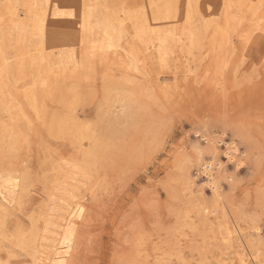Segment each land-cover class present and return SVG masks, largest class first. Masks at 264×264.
<instances>
[{
  "label": "rangeland",
  "instance_id": "374dc122",
  "mask_svg": "<svg viewBox=\"0 0 264 264\" xmlns=\"http://www.w3.org/2000/svg\"><path fill=\"white\" fill-rule=\"evenodd\" d=\"M215 1L201 0V4L213 8ZM9 3L13 9L21 11L20 0ZM114 5L121 8L115 2ZM17 31L12 29L11 63L26 56H16ZM24 32L27 36L28 31ZM232 38L234 51L230 61H235L240 44L235 36ZM211 41L214 39H206L207 45ZM214 51L223 63L226 46L217 42ZM211 60L210 55L204 59L199 69L202 72L200 80L189 89L175 88L157 65L147 66L144 73L139 74L131 68L121 71L104 61L92 63L94 72L84 85L87 98L82 116L94 118L102 114L98 106L104 81L121 84L129 78L131 84L121 85L132 90L139 102L144 100V90L152 94L145 101L148 107L145 105V110H140V121L133 127L127 123L120 128L121 150L118 148L105 156L89 182L77 190V194L83 196L80 201L85 203L86 212L84 220L76 227L75 247L69 264H143L146 254L150 256L149 264L160 257H165L162 264H231L237 257L236 252H247L245 246L239 244L241 240L258 242V252L263 259L264 57L260 65L252 68V56L247 53L244 61H239L242 66L233 72L237 75L226 71L223 78L213 69ZM19 64L2 72L5 88L0 89V99L17 100L28 118V123L24 119H15L11 123L8 116H1L16 137L13 148L2 150V159L26 175L23 184L27 185L21 192L19 204L11 206L13 209L9 207L5 216V230L9 235L17 230L26 234L33 222L40 227L42 221L37 218L45 208L44 185L50 179L49 173L42 175V168L47 160L69 158L75 153L67 139L48 135L46 120L58 108L50 91L77 80L79 75L63 67L49 74L48 93L39 92L43 95L46 119L36 118L22 96L23 91L33 86L29 62ZM134 80H137L136 84ZM111 120L110 114H104L102 129L108 127L111 131L107 125ZM4 137L0 133V144ZM231 144L236 146V151L230 149ZM202 162L212 165L219 162L215 170H219L220 194L229 224L233 229L237 223L241 234L235 235L230 245L224 244L217 233H205L210 238L204 241L199 234L203 226L197 220L193 218V222H198V231L192 232L188 222L177 217V211L189 204L186 176L203 185L204 200L211 199L207 177L200 169ZM221 219L212 212L206 222L208 227L215 229ZM255 228H258L257 237L246 234ZM5 242L8 243L6 239L0 242L1 254L7 250ZM202 251L206 260H200ZM179 255L183 261L178 259ZM15 258L20 264H29L30 257L24 250Z\"/></svg>",
  "mask_w": 264,
  "mask_h": 264
},
{
  "label": "bare ground",
  "instance_id": "6f19581e",
  "mask_svg": "<svg viewBox=\"0 0 264 264\" xmlns=\"http://www.w3.org/2000/svg\"><path fill=\"white\" fill-rule=\"evenodd\" d=\"M9 2L0 0V89L5 88V82L1 80L3 71L19 63L22 66L24 61L29 62L33 86L23 91L22 96L36 118L46 119L43 95L39 92L48 93L49 74L63 67L79 76L77 80L57 88V91H50L58 108L46 120L48 135L55 139H67L75 153L69 158L45 162L42 175L49 173L50 179L44 185L47 195L45 208L37 218L42 222L40 227L35 222L31 223L26 234L21 230L6 234L5 216L9 207L19 204L26 175L12 167L5 158L3 160L1 152L13 148L16 141L12 128L2 117L8 116L10 122L24 119L25 123H28V118L17 100L0 99V133L6 136L0 144V242L4 239L8 241L3 244L7 250L4 254L0 253V264H20L15 257L21 250L29 255V264H69L75 247L76 227L84 220L86 212L85 203L80 201L83 196H79L77 190L89 182L105 156L118 148L121 150L120 128L127 123L133 127L140 121V110L144 111L145 105L148 107L145 101L152 94L144 90V100L140 103L132 90L121 85L131 84L129 78L121 84L104 81L101 104L98 106L102 114L94 118L82 116L87 98L84 85L94 72L92 63L104 61L121 71L131 68L139 74H143L147 66L157 65L175 88L184 89L192 88L199 82L202 74L199 69L208 55L214 63L213 69L221 78L226 71L237 75L235 71L242 66L239 61L243 62L247 53L252 56V68L260 65L264 57V0H216L213 8L202 7L201 0H20V12L13 9ZM114 2L121 8L117 9ZM12 29L18 30L14 47L16 56L26 54L24 59L13 63L10 52ZM24 31H28L27 36ZM233 36L238 39L240 50L235 61H230L234 51ZM208 38L214 39L211 41L213 44L207 45ZM217 42L227 49L223 63L214 51ZM247 68L243 67V70ZM134 81L136 84L137 80ZM104 114H110L112 118L111 123L107 122L111 131L108 127H101ZM230 149L237 150L234 144ZM211 152L214 153L213 150ZM217 166L219 162L200 164L201 172L207 177L206 184L212 191L210 200L203 198V185L186 176L189 204L177 211V217L187 221L192 232L198 231L199 222L203 226L199 234L204 241L210 238L206 236L209 232L217 233L224 244L230 245L233 237L241 234L237 223H234L233 229L229 224L220 194L219 170H215ZM212 212L216 218H222L215 229L208 227L206 222ZM193 218L198 222H193ZM246 234L257 237L258 228ZM238 242L245 246L247 252H236L237 257L232 259L231 264H264V257L261 259L258 252V242ZM203 252L199 253L200 260L205 258ZM149 257L145 255L143 264H149ZM164 258H156L151 264H162ZM182 258V255L178 256L179 260Z\"/></svg>",
  "mask_w": 264,
  "mask_h": 264
}]
</instances>
